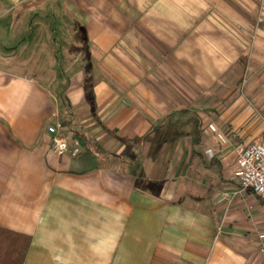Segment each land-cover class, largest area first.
Instances as JSON below:
<instances>
[{
  "label": "crops",
  "instance_id": "obj_1",
  "mask_svg": "<svg viewBox=\"0 0 264 264\" xmlns=\"http://www.w3.org/2000/svg\"><path fill=\"white\" fill-rule=\"evenodd\" d=\"M256 7L0 0V227L30 237L22 264H264V199L233 175L264 107L236 92L209 115L264 58L243 50Z\"/></svg>",
  "mask_w": 264,
  "mask_h": 264
},
{
  "label": "rangeland",
  "instance_id": "obj_2",
  "mask_svg": "<svg viewBox=\"0 0 264 264\" xmlns=\"http://www.w3.org/2000/svg\"><path fill=\"white\" fill-rule=\"evenodd\" d=\"M256 9L257 13L255 19L252 21L254 29L251 32V41L250 44L248 43L244 45L243 50L244 56L261 55L260 57H264V50L262 52H259L258 50L257 52L255 44L253 43L255 39H258L256 36L257 27L264 25V0H257ZM212 91V95L209 96L210 116H212L211 111H213L214 108H211V104H213V102H216V100L219 99L218 101H220V103L227 104L228 102H231V99L234 97L236 92L241 94L242 100H244L246 104H252L255 107H264V58L262 61L259 60V63L257 64L251 63L249 61L244 65L241 64L240 67H236L229 77H227L221 84L218 85V87H215ZM257 99L258 102H256ZM204 115L205 117L208 116L207 114ZM210 124L212 123L207 125L209 130ZM220 133L224 136L221 131Z\"/></svg>",
  "mask_w": 264,
  "mask_h": 264
},
{
  "label": "built area",
  "instance_id": "obj_3",
  "mask_svg": "<svg viewBox=\"0 0 264 264\" xmlns=\"http://www.w3.org/2000/svg\"><path fill=\"white\" fill-rule=\"evenodd\" d=\"M62 128L61 122H55L47 127L52 136V149L57 154H63L69 148V138ZM209 128L216 133L220 141H225L224 136L213 124H210ZM74 145L76 149L79 147L77 141ZM233 175L241 189H249L264 199V136L236 149V166Z\"/></svg>",
  "mask_w": 264,
  "mask_h": 264
},
{
  "label": "trees",
  "instance_id": "obj_4",
  "mask_svg": "<svg viewBox=\"0 0 264 264\" xmlns=\"http://www.w3.org/2000/svg\"><path fill=\"white\" fill-rule=\"evenodd\" d=\"M30 237L0 227V264H22Z\"/></svg>",
  "mask_w": 264,
  "mask_h": 264
}]
</instances>
